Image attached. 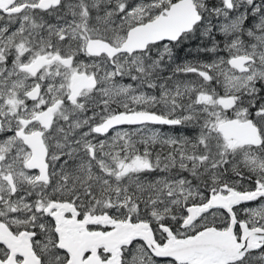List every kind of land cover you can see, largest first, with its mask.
I'll list each match as a JSON object with an SVG mask.
<instances>
[{
	"label": "snow or ice",
	"instance_id": "obj_1",
	"mask_svg": "<svg viewBox=\"0 0 264 264\" xmlns=\"http://www.w3.org/2000/svg\"><path fill=\"white\" fill-rule=\"evenodd\" d=\"M0 264H264V0H0Z\"/></svg>",
	"mask_w": 264,
	"mask_h": 264
}]
</instances>
